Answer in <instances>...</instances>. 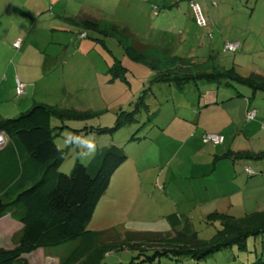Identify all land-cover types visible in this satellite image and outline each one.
<instances>
[{
	"label": "rangeland",
	"instance_id": "374dc122",
	"mask_svg": "<svg viewBox=\"0 0 264 264\" xmlns=\"http://www.w3.org/2000/svg\"><path fill=\"white\" fill-rule=\"evenodd\" d=\"M175 1L165 7L168 15L158 21L149 12L140 18L122 15L125 25L117 28L126 27L140 42L151 44L144 49L134 45L133 38L112 34V26L101 21L97 30H85L87 37L78 35L80 40L76 36L82 27L68 23L71 33L65 41L41 44L42 37L59 38L60 31L50 30L51 21L65 27V21L51 19L34 26L32 35L41 37L16 50L9 40L20 33L22 23L8 16L9 12H0L4 35L0 36V116L14 118L33 104L66 112L63 118L53 115L51 127L62 153L58 169L67 174L77 160L88 164L98 149L111 144L122 146L128 156L88 223L89 229H111L118 234L108 235L106 241L121 239L114 243L119 249L105 254L100 264H193L189 257L176 260L168 255L144 261L139 249L162 248L151 244L161 239L154 233L173 232L171 214L186 218L198 237L207 240L218 228L217 221L206 222L205 216L212 211L236 218L264 212V96L251 99L256 116L247 121V97L252 95L245 84L196 78L178 88L173 75L214 68L232 69L241 77L264 74V0H198L203 26L195 23L186 0ZM104 16H112L110 23H116L115 14ZM24 28L28 31L30 26ZM228 43L236 51H227ZM113 70H121V75H114ZM163 72L173 79H155ZM16 76L24 84L19 96L14 87ZM140 96L149 105L161 104L164 111L155 128H147L146 138L129 141L138 125L127 124V113ZM209 132L222 134L224 142L203 141V134ZM136 134L143 136L140 129ZM214 153L218 157L229 153L235 162L218 158L215 173L210 178L199 177L212 168ZM243 154L248 157L240 158ZM245 164L251 173L254 170L253 175L244 171ZM222 166L227 173L220 170ZM9 219L0 221V230L7 229L6 237L10 236L5 238L3 233L1 238L10 243L20 225ZM245 244V250L227 247L197 264H264V233L249 236ZM57 255L38 249L24 260L27 264H59Z\"/></svg>",
	"mask_w": 264,
	"mask_h": 264
},
{
	"label": "trees",
	"instance_id": "16d2710c",
	"mask_svg": "<svg viewBox=\"0 0 264 264\" xmlns=\"http://www.w3.org/2000/svg\"><path fill=\"white\" fill-rule=\"evenodd\" d=\"M197 2L198 0H188L191 8L192 4ZM157 11L158 6L152 5V12ZM80 21L82 30L79 33L83 32L87 36L86 29H98L99 22L92 16H83ZM194 21L197 24L195 15ZM111 33L133 38L134 45L140 49L147 48L148 44L136 39L135 34L126 27L119 29L114 24ZM120 71L113 70L114 75H121ZM173 75L178 88H181L185 80L188 82L196 78L224 82L226 85H232L233 82L245 84L251 89L252 95L247 97V121L256 116L251 99L258 94L264 96V74L252 73L248 77H241L232 69L214 68L211 72L203 71L194 75ZM180 75L183 77H179ZM171 76L170 73L163 72L157 74L155 79L169 82L173 79ZM141 99L142 96L127 113L126 122L131 126L138 125L136 131L140 129L143 136L137 135L135 131L129 136V141L146 138L147 128H155L156 124L150 117L157 112V116L163 114L164 111L161 104L152 106ZM250 109L255 110L252 119L247 117ZM160 110L162 113H159ZM65 113L44 104H33L27 111H20L14 118H7L5 115L0 117V133L4 136V143L0 146V221H8L6 218H10L9 221L20 225L10 243L5 239L10 236L6 237L7 229L0 230V264H27L25 256L38 249L54 255L62 249L63 252L57 255L59 264H100L105 254L119 249L114 243L121 239L114 241L115 237H112L111 242L105 240L118 234L110 231L111 229H89L88 223L93 218L99 200L108 190L112 176L123 166L128 156L122 146L111 144L98 149L88 164L77 160L70 174L60 171L58 167L62 153L53 138L51 118L53 115L63 118ZM138 113L142 115L140 118ZM227 154L229 153L219 158L229 157ZM242 157L248 156L243 154L240 158ZM229 158L235 162L232 157ZM245 167L244 171L248 175L254 174V170L248 173ZM168 217L173 232L164 236V233H154L161 235V239L151 245L163 246L151 252L139 249V255L144 261H153L157 256L168 255L176 260L189 257L193 264H197L208 255L227 247L236 246L245 250V242L249 236L264 233V212L236 218L224 212L212 211L205 216L206 222L217 221L218 228L207 240L198 237L186 218H179L176 214ZM3 233L5 241L1 238ZM129 237L131 236H128V239ZM126 240L127 238L121 242ZM133 247L138 249L135 245L131 246Z\"/></svg>",
	"mask_w": 264,
	"mask_h": 264
},
{
	"label": "crops",
	"instance_id": "0c3cea01",
	"mask_svg": "<svg viewBox=\"0 0 264 264\" xmlns=\"http://www.w3.org/2000/svg\"><path fill=\"white\" fill-rule=\"evenodd\" d=\"M173 1L175 0H0V4L1 6H3V10L0 12L7 11L9 12V14H7L8 16H13L14 18L20 19V22L22 23L23 28L22 27L20 28V33L18 35L11 37V39L9 40V43H11V47H13L14 49L15 47L13 46V43L17 41L18 39L21 40V41L18 40L20 42L19 47H21V45L27 44V42L29 44H33L37 40V37H41L38 35L36 36L32 35V32L33 34H35L36 32V31H33V29H34V26H36L38 22L45 23L46 20L51 21V19L56 20V23L65 21L66 23H65L64 28L58 26V24H54L55 21L53 22L51 21V23H53V28H51L50 30L54 29V31H60L59 38H56V40L54 39L47 40V38L42 37L41 42H40L41 44H46V41L47 42L51 41L52 43H60L59 40L63 39L66 36H70L69 34L71 33V30L69 27H67L68 23L70 25L73 24V25L82 27L80 19L83 16H86V15L92 16L95 19H97L99 23L101 21L102 23H105L107 26L108 25L112 26L116 23H119L116 25L120 26L122 23L121 17L122 15L124 16V14H129V15L137 14L139 15L138 18H140L142 15L144 17L145 13L149 12L152 16H155L156 21H158L157 19H159L160 17H163L164 15H168L167 11H164L165 7L167 5L169 6ZM200 1H202L203 3L205 2V0H200ZM176 3L177 2L175 1L173 2L172 5ZM186 3L188 4V0H186ZM152 5L158 6L157 12H152ZM13 12L14 13L17 12V13L13 15ZM169 12H173V11L170 9ZM107 14H115L116 23L114 24L110 23L111 20L109 19V17H112V16H107L106 18V16L104 15H107ZM173 14L176 15L177 13L174 12ZM46 16L48 17L45 19L44 17ZM122 24L125 25L124 23ZM27 26H30L28 31L27 29L24 28ZM50 27L51 26H49V28ZM7 31L8 30H6V32ZM136 33H138V31ZM79 34L80 33H77V36H76L78 40H80V37H78ZM0 36L2 37L4 35L0 32ZM22 36L24 37L21 39ZM63 41H65V38ZM148 45H151V44H148ZM3 80H6V79H3ZM10 81L13 84V81L12 80ZM157 113L150 117V120L154 123L161 121V119L159 118L160 114H158L157 116ZM159 113H162V111ZM223 150L224 149H222L221 151ZM218 158H219L218 154L214 153V160H213L214 163L212 165V168L208 170L205 174L199 177L204 176L206 178H210L213 175V173H215L216 171L215 160L216 162L219 159L222 160V158H219V159ZM245 166L247 165L245 164ZM220 170L221 171L223 170L224 173H227V170L225 169L224 166H222ZM231 170H234V166H233V169H230V171ZM197 193L199 192L197 191Z\"/></svg>",
	"mask_w": 264,
	"mask_h": 264
},
{
	"label": "built area",
	"instance_id": "2783aa9c",
	"mask_svg": "<svg viewBox=\"0 0 264 264\" xmlns=\"http://www.w3.org/2000/svg\"><path fill=\"white\" fill-rule=\"evenodd\" d=\"M192 9L194 11V15H195V20L197 22L198 25H204L205 24V19L204 17L202 16V13H201V10H200V7L197 3H193L192 4ZM81 37H83L85 34L83 33H80L79 34ZM19 41H15L13 43V45L15 47H19ZM235 46V45H234ZM225 49L226 50H229V51H233L235 50V48L233 47L232 44L228 43L225 45ZM24 92V84L16 77L15 78V93L16 95H21L23 94ZM255 116V110L254 109H250L248 110L247 112V117L248 119H252L253 117ZM203 140L205 142H212V143H222L224 141V136L222 134H219V133H205L203 135ZM4 143V136L2 135V133H0V146ZM245 170L250 173L251 170H249L247 167H245Z\"/></svg>",
	"mask_w": 264,
	"mask_h": 264
},
{
	"label": "clouds",
	"instance_id": "9594fccd",
	"mask_svg": "<svg viewBox=\"0 0 264 264\" xmlns=\"http://www.w3.org/2000/svg\"><path fill=\"white\" fill-rule=\"evenodd\" d=\"M89 146L91 147L92 145H91V142H89Z\"/></svg>",
	"mask_w": 264,
	"mask_h": 264
}]
</instances>
